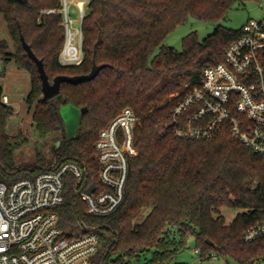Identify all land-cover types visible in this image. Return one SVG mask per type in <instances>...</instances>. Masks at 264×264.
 I'll use <instances>...</instances> for the list:
<instances>
[{"label": "trees", "instance_id": "1", "mask_svg": "<svg viewBox=\"0 0 264 264\" xmlns=\"http://www.w3.org/2000/svg\"><path fill=\"white\" fill-rule=\"evenodd\" d=\"M249 1L89 0L82 20L83 63L65 66L60 62L62 16L42 14L59 9L60 0H0L13 47L11 52L8 42L0 40V182L10 186L74 161L86 166V190H106L99 179L95 143L122 110L131 108L140 118L134 131L137 155L130 159L122 204L106 217L88 214L74 177L68 175L64 202L57 208L63 236L74 240L94 229L99 250L93 264H184L175 260L190 235L201 257L212 258L216 252L240 264H264V236L250 243L243 240L245 231L264 219V156L227 131L210 139H182L170 125L185 85L198 83L205 68L222 61L242 28L218 25L202 41L192 32L183 38L181 51L164 45L189 18L220 23L234 6ZM22 38L43 61L51 83L59 75L89 74L94 63L106 67L89 82L62 83L58 94L44 99L37 64ZM11 62L30 76L26 103L36 131L44 138H59L52 157L39 152L33 165H20L15 158L27 141L25 134L15 140L6 129L14 110L3 102L1 80ZM69 104L88 108L73 138L67 136L60 113ZM223 208L241 212L227 224Z\"/></svg>", "mask_w": 264, "mask_h": 264}, {"label": "built area", "instance_id": "2", "mask_svg": "<svg viewBox=\"0 0 264 264\" xmlns=\"http://www.w3.org/2000/svg\"><path fill=\"white\" fill-rule=\"evenodd\" d=\"M60 3L59 9H47L42 14L62 16L65 44L61 64L81 65L82 26L76 30L72 27L69 8L76 5L82 21L89 0ZM3 102L10 105L7 95ZM139 122L135 112L125 108L99 133L95 158L104 191L86 190V166L74 161L10 186L0 182V264H93L99 250L95 230L86 229L83 237L70 240L59 227L57 208L64 202L65 179L74 177L76 194L84 200L88 214H113L124 200L130 159L137 155L134 131ZM170 125L182 139H210L227 131L252 152L264 156V18L249 19L240 36L224 50L222 61L205 68L198 83L185 85L172 110ZM262 236L264 219L251 225L243 240L250 243ZM195 253L201 256L200 250Z\"/></svg>", "mask_w": 264, "mask_h": 264}, {"label": "rangeland", "instance_id": "3", "mask_svg": "<svg viewBox=\"0 0 264 264\" xmlns=\"http://www.w3.org/2000/svg\"><path fill=\"white\" fill-rule=\"evenodd\" d=\"M71 1V0H70ZM70 14L73 19V28L79 29L82 26L80 13L76 5H70ZM88 9L85 8V13ZM264 18V0H251L245 4H238L228 13L227 18L220 23H206L194 18H189L184 24L179 25L171 34L167 36L164 45L181 51L183 48L182 40L185 36L192 32H196L202 41L212 34L218 25L225 26L229 29L242 28L249 19ZM0 40H5L13 52L12 41L7 31V27L3 16L0 14ZM158 53V50L155 54ZM4 92L10 98V106L14 113L7 119L6 129L8 134L15 140L19 139L20 133H24L27 141L22 143L16 153L15 158L20 165H33L36 157L41 152L46 159L52 157V151L57 143L58 135H50L47 138L41 137L33 125L32 113L29 111L26 98L30 92V76L29 74L16 66L14 62L6 66L5 77L1 80ZM241 212L240 210L223 208L221 215L224 216L226 223L230 224ZM196 239L190 235L186 240V247L177 256L175 262L184 264H240L231 257L219 256L216 252H212V258L201 257L195 253ZM214 256L216 258H214Z\"/></svg>", "mask_w": 264, "mask_h": 264}, {"label": "water", "instance_id": "4", "mask_svg": "<svg viewBox=\"0 0 264 264\" xmlns=\"http://www.w3.org/2000/svg\"><path fill=\"white\" fill-rule=\"evenodd\" d=\"M20 3L24 4L26 0H18ZM22 44L24 49L27 51L28 55L35 61L38 67V71L40 73V77L42 80V91H43V98L49 99L60 92L61 84L68 83L72 85H78L81 83L89 82L95 79L98 74L103 70L106 65H97L96 63L93 64L92 70L89 74L86 75H77V76H66V75H59L54 79V82L51 83L49 81V77L46 73L44 63L40 60L31 47L25 42V39L22 38ZM88 112L87 107L78 108L73 104H69L67 106H63L60 109V113L62 119L64 121L67 136L69 138H73L80 125L81 116ZM59 143H56L54 149L57 148Z\"/></svg>", "mask_w": 264, "mask_h": 264}, {"label": "crops", "instance_id": "5", "mask_svg": "<svg viewBox=\"0 0 264 264\" xmlns=\"http://www.w3.org/2000/svg\"><path fill=\"white\" fill-rule=\"evenodd\" d=\"M6 95V94H5ZM8 96V95H7ZM9 101H10V98H9Z\"/></svg>", "mask_w": 264, "mask_h": 264}]
</instances>
